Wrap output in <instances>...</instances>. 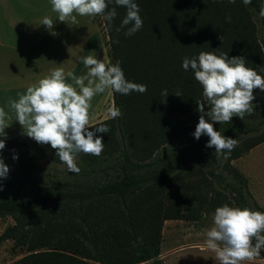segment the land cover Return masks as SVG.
I'll return each instance as SVG.
<instances>
[{
    "label": "trees",
    "instance_id": "1",
    "mask_svg": "<svg viewBox=\"0 0 264 264\" xmlns=\"http://www.w3.org/2000/svg\"><path fill=\"white\" fill-rule=\"evenodd\" d=\"M136 3L143 27L132 36L121 28L124 7L109 4V9L117 10L111 23L100 17L110 64L120 61L129 81L147 86L143 94L112 92L113 104L123 115L90 129L100 124L110 128L108 133H96L103 137V153L79 154L76 174L67 170L50 145L32 138L6 140L0 150L9 167L7 178L0 180V218L14 220L0 243L12 241L13 248L24 254L18 264H163L164 223L199 221L203 210L215 212L227 197L192 191L193 184L181 182L185 172H200L206 190L217 182L236 207L264 212L249 190L248 177L233 165L264 143V92L254 90L255 110L244 120L233 117L231 123L214 124L216 131L238 141L228 159L217 158L215 149L206 147L207 135L199 140L193 135L202 87L194 73L182 67L184 57H198L202 51L227 53L229 58L243 56L248 67L264 76L262 0L247 6L242 0ZM163 89L168 90L166 98ZM176 90L182 96H176ZM15 152L17 159L7 156ZM43 163L64 165L66 170L48 176ZM195 164L204 170L185 171ZM175 186L179 188L174 190ZM168 188L172 192L166 195ZM260 256L264 259V250Z\"/></svg>",
    "mask_w": 264,
    "mask_h": 264
},
{
    "label": "clouds",
    "instance_id": "2",
    "mask_svg": "<svg viewBox=\"0 0 264 264\" xmlns=\"http://www.w3.org/2000/svg\"><path fill=\"white\" fill-rule=\"evenodd\" d=\"M113 2L117 7L126 9L121 22V28H127L125 35L137 33L143 27V19L136 0H50L58 20L72 26L79 23L78 16L92 19L102 17L111 23L117 16L116 7L109 9V4ZM228 2L234 4L236 0ZM242 2L247 6L252 0ZM259 15L264 17V3L261 4ZM226 19L231 22L230 16ZM41 24L51 31L54 20L45 16ZM220 39L223 40L222 37ZM81 63L87 69L85 75L76 76L74 71L66 72L62 66L54 68L36 84L27 87L26 93L20 94L18 99L9 101L15 119L25 134L41 145H50L67 170L76 174L80 172L76 163L78 155L100 156L104 142L103 137L96 133L110 131L107 124H100L94 127V131L90 130L93 128L90 126L93 98L106 91L121 95H129L133 91L141 94L147 92L146 85L126 78L120 61L108 64L103 59L88 55L81 57ZM182 67L185 71L190 69L202 87L203 100L196 101L199 105V122L193 135L197 140L207 135L209 140L206 147L214 148L217 158L228 159L238 141L216 131L214 124L231 123L233 117L244 120L246 114H253V101L256 99L254 90L264 92V76L248 67L243 56L229 58L227 53L217 55L202 51L198 57H184ZM69 78L74 83H68ZM174 94L182 96L180 90ZM161 95L166 98L168 90L163 89ZM108 112L112 119L123 115L115 105ZM10 119L5 108L0 107V137L6 138L5 129L10 126ZM5 146L6 139H0V150ZM17 158L14 156V159ZM8 173L9 167L0 154V180L6 179ZM2 190L3 185L0 183ZM205 233V246L216 254L219 264H245L260 256L264 250V212L224 204L215 209L212 226Z\"/></svg>",
    "mask_w": 264,
    "mask_h": 264
},
{
    "label": "crops",
    "instance_id": "3",
    "mask_svg": "<svg viewBox=\"0 0 264 264\" xmlns=\"http://www.w3.org/2000/svg\"><path fill=\"white\" fill-rule=\"evenodd\" d=\"M45 16L54 20L51 31L41 24ZM82 18L89 19L91 35L75 33L72 36L63 32L67 29V23L58 20V14L52 11L50 0H0V107H4L11 117L8 121L10 126L5 129L6 138L3 139L30 138L16 121L9 101L18 99L20 94L26 93L27 87L36 84L52 69L61 66L69 69L72 66V71H77L82 64L81 57L95 52L97 58L110 64L108 47L105 46L103 37L97 33L92 34L93 19L87 16ZM92 35L100 39L96 45L91 42ZM69 61L70 65L65 67ZM83 69L87 71L85 67ZM91 103L90 126L111 118L108 112L114 105L111 91L98 94ZM261 146L264 143L244 155L246 158L243 156L233 161V165L239 169L236 166L238 161H246V164L247 157ZM260 259L264 260L261 256Z\"/></svg>",
    "mask_w": 264,
    "mask_h": 264
},
{
    "label": "rangeland",
    "instance_id": "4",
    "mask_svg": "<svg viewBox=\"0 0 264 264\" xmlns=\"http://www.w3.org/2000/svg\"><path fill=\"white\" fill-rule=\"evenodd\" d=\"M262 2L264 3V0H262ZM77 19L79 21L77 25L72 26L67 24V29L63 32H68L69 35L72 36L75 33L78 35H91L89 34L91 33L88 25L90 23L89 19L80 16H78ZM94 33L100 34L103 37L105 46L108 47L109 52L107 32L100 17L93 19L92 34ZM98 40L100 39L97 36L92 35L91 42L93 41L94 45H96ZM92 56L96 57V52ZM70 63L71 61H69L65 67L69 66ZM84 67L85 66L81 64L80 68L77 69V71H74L75 75H85L87 71L83 69ZM71 68L72 66H70L69 69H64L67 72L70 70L72 71ZM68 81H72L71 78H69ZM0 139H3V137H0ZM255 150L256 151H254L252 155L247 157L248 161L246 164V161L241 160L238 161L239 163L236 166L249 178V190L257 200L258 204L264 208V146ZM7 156L14 160V156H17V154L16 152L9 153ZM243 164H245V166H243ZM241 168L244 169L246 173ZM188 169L200 170L202 168L195 164L187 166L185 171ZM42 170L46 175L54 177L59 176L62 170H66V167L64 165L53 166V164L43 163ZM181 182L193 184L191 190L196 193L203 192L206 194L207 192L209 195L210 193H213V195L218 193L223 196L225 195L227 197L224 204L236 207L232 196L217 182L213 181L212 186L207 188V190L204 189V185L207 181L200 172H195L194 175H187L185 172L182 176ZM178 188L175 186L174 190H177ZM171 192L172 190L168 188L164 194L169 195ZM209 211L210 212L204 213L203 210V218L199 221L171 220L164 223L160 255L163 264H219L216 259V254L205 246V230L212 226V216L214 214L211 210ZM13 224L14 220L10 217L0 218V236L8 226ZM23 255L22 252L13 248L12 241L0 243V264H18ZM245 264H264V260L260 259V256H258L252 261H246Z\"/></svg>",
    "mask_w": 264,
    "mask_h": 264
}]
</instances>
